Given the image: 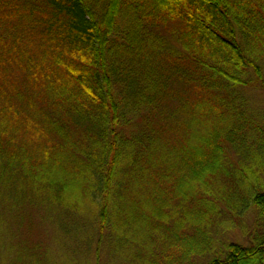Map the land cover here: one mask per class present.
Listing matches in <instances>:
<instances>
[{
	"label": "trees",
	"instance_id": "16d2710c",
	"mask_svg": "<svg viewBox=\"0 0 264 264\" xmlns=\"http://www.w3.org/2000/svg\"><path fill=\"white\" fill-rule=\"evenodd\" d=\"M255 82L264 0H0V183L76 238L69 264L95 235L110 264H264Z\"/></svg>",
	"mask_w": 264,
	"mask_h": 264
},
{
	"label": "rangeland",
	"instance_id": "374dc122",
	"mask_svg": "<svg viewBox=\"0 0 264 264\" xmlns=\"http://www.w3.org/2000/svg\"><path fill=\"white\" fill-rule=\"evenodd\" d=\"M243 93L251 112L264 117V84L255 82L243 89ZM10 181L7 180V185L0 183V264H69L68 255L71 258L79 251L76 238L63 230L58 231L57 227L49 226L56 218L52 212L35 211L29 201L23 202V195ZM254 220V216L235 219L232 230L219 231L220 241L249 246L250 241L244 236L241 227L251 232ZM36 246H45L46 254L40 263L35 260ZM90 249L89 253L86 252L90 264H110L109 247L106 245L98 249V236L95 235ZM113 259V264H120L122 260L118 256Z\"/></svg>",
	"mask_w": 264,
	"mask_h": 264
}]
</instances>
